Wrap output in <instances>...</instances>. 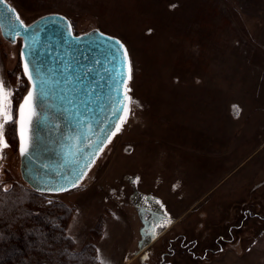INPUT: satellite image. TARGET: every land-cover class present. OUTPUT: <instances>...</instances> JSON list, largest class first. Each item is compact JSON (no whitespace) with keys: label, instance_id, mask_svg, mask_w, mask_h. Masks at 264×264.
<instances>
[{"label":"rangeland","instance_id":"1","mask_svg":"<svg viewBox=\"0 0 264 264\" xmlns=\"http://www.w3.org/2000/svg\"><path fill=\"white\" fill-rule=\"evenodd\" d=\"M5 1L25 24L59 13L75 34L118 38L135 103L64 193L24 182L5 124L0 218L6 198L57 215L61 264H264V0ZM20 42L0 34L14 121L29 88Z\"/></svg>","mask_w":264,"mask_h":264},{"label":"water","instance_id":"2","mask_svg":"<svg viewBox=\"0 0 264 264\" xmlns=\"http://www.w3.org/2000/svg\"><path fill=\"white\" fill-rule=\"evenodd\" d=\"M17 17L4 0L0 34L11 43L20 38L21 69L29 84L20 103L35 84L38 113L27 124L31 143L27 154L21 155L17 108L21 178L35 192L64 193L75 188L72 184L77 185L91 168L121 116L125 93L121 81L128 78L125 48L115 43L122 44L118 38L98 29L81 34L72 29L69 36L71 23L59 13L42 15L29 24ZM26 62L32 80L25 75ZM60 187L67 190H49Z\"/></svg>","mask_w":264,"mask_h":264},{"label":"trees","instance_id":"3","mask_svg":"<svg viewBox=\"0 0 264 264\" xmlns=\"http://www.w3.org/2000/svg\"><path fill=\"white\" fill-rule=\"evenodd\" d=\"M7 200L0 218V264H49L53 259L55 264H61L66 239L56 229L57 215L39 213L38 208L26 203ZM16 221L22 231L14 228Z\"/></svg>","mask_w":264,"mask_h":264},{"label":"snow or ice","instance_id":"4","mask_svg":"<svg viewBox=\"0 0 264 264\" xmlns=\"http://www.w3.org/2000/svg\"><path fill=\"white\" fill-rule=\"evenodd\" d=\"M4 0H0V5H3ZM19 19V17H17ZM72 26L71 24L67 25V32L68 35L71 36ZM103 35V34H101ZM112 39V38H108ZM115 43L119 46L120 49H124V45L121 44L119 41H115ZM123 59L127 64L128 69V79H131V65L128 62V54L127 50L124 49L123 51ZM24 72L25 75H28L29 80L33 79V76L29 74V63L26 62L24 64ZM39 76L37 75V79ZM121 83L125 86V93L123 98L120 101V106L125 113L124 115L120 116L121 121H126L127 114L130 111V105L132 103H135L132 97L127 95V92L130 91V89H127V80L122 79ZM35 84L33 85V89L29 90L28 94L23 98V102L19 104V125H20V153L21 155H26L28 151V147L31 143V137L27 135V124L30 123L33 119V117L38 116V113L35 111ZM235 108V106H234ZM9 121H12L13 123H16L17 121L13 120V106H12V92L11 90L7 89L4 82L0 80V148L7 147V144L3 140V133L2 130ZM120 125H116V130L119 131ZM115 135V133H113ZM110 139V138H109ZM94 162V161H93ZM91 165H87V167H90ZM83 176L81 175L79 179H82ZM78 184V180L76 182ZM73 187L76 186V184H72ZM8 189L5 188L3 191H7ZM54 191H66V188L60 187L55 189H49ZM163 225H158L157 227H162ZM155 232V228L153 229V233ZM153 238L155 236L153 235ZM100 264H103V261L100 262Z\"/></svg>","mask_w":264,"mask_h":264},{"label":"bare ground","instance_id":"5","mask_svg":"<svg viewBox=\"0 0 264 264\" xmlns=\"http://www.w3.org/2000/svg\"><path fill=\"white\" fill-rule=\"evenodd\" d=\"M100 155V154H99ZM99 155L97 156V158L99 157ZM115 161V159L114 160H112V164H113V162ZM112 167H114L113 165H112Z\"/></svg>","mask_w":264,"mask_h":264}]
</instances>
